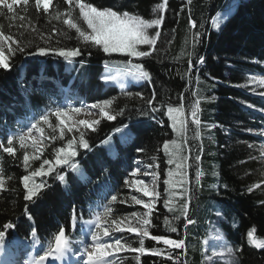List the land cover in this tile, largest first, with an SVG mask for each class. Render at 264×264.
Masks as SVG:
<instances>
[{"label":"trees","instance_id":"16d2710c","mask_svg":"<svg viewBox=\"0 0 264 264\" xmlns=\"http://www.w3.org/2000/svg\"><path fill=\"white\" fill-rule=\"evenodd\" d=\"M90 2L152 19L159 15L153 9L163 0ZM67 8L63 0H53L51 14H45L42 8L37 12L31 0L26 7L23 3L14 7V16L0 8L3 32L32 41L25 52L11 56L9 70L0 69V140L13 132L17 121L26 116H50L60 106L65 87H69L71 96L77 97L75 101L111 99L110 111L113 114L123 111L114 121L101 118L95 131L86 128L75 132L77 142L83 132L90 145L87 150L78 148L74 158L84 178L67 166H55L48 175L37 177V184L45 187L32 201L24 198L26 190L21 177L26 172L20 153L8 154L0 147V175L4 179L0 189V230L6 222L16 225L15 229L8 230L7 240L48 244L60 227L65 228L70 240H75L83 222L103 207L113 204L112 212L116 215L133 212L136 208L131 205L109 201L113 195H127L124 179L138 160L154 167L159 177L160 196L155 203L150 233L184 239L186 247L172 249L144 238L145 247L162 249V255L130 251L122 257L126 264H206L205 241L213 226L233 249L231 264H264V248L250 245L247 238V232L255 229L256 238L264 240V165L257 151L259 140L249 131L252 116L238 102H248L250 97L241 87L246 74L262 71L259 63L264 62V0H191L190 3L189 0H168L157 50L149 57L133 58V63L145 66L152 79L125 87L105 85L101 72L108 63L129 58L86 46L62 18H54L57 10L62 13ZM225 13L227 17L215 27L213 18L218 14L223 18ZM190 20L195 21V28L191 27ZM53 29L60 34H54ZM196 32L200 33L198 40H194ZM49 46L79 48L81 55L71 63L52 53L28 55L37 47ZM200 57L204 58L203 63L199 62ZM189 61L193 64L191 69ZM138 92L144 99L136 95ZM154 93V106L160 109L157 112H152L147 104ZM181 96L189 121L187 144L191 152L188 147L182 152L188 157L184 167L186 183L173 196L171 188L164 184L172 165L167 163L169 157L163 151V144L173 138L178 143L184 140L173 137L165 113L169 105H180ZM252 99L264 109L259 104L262 98ZM196 100H200L198 116L202 138L199 140L192 138L195 126L191 125L190 116L191 105ZM123 124L129 125L131 138L121 145L114 137L116 153L110 155L101 141ZM60 146V143H51L43 156L51 160ZM196 155L201 157L199 162L194 159ZM60 174L66 176V183L57 179ZM255 184L260 187L249 192ZM165 200L169 201L168 207ZM184 203H189V217L195 221L187 228L179 211ZM74 210L75 224L72 222ZM165 216L177 226V232H171L164 225ZM174 216L180 219L175 220ZM32 228L37 230L35 239L31 236ZM139 239L136 234L125 238L132 247H139ZM169 255L173 259H167Z\"/></svg>","mask_w":264,"mask_h":264},{"label":"snow or ice","instance_id":"6c2138e0","mask_svg":"<svg viewBox=\"0 0 264 264\" xmlns=\"http://www.w3.org/2000/svg\"><path fill=\"white\" fill-rule=\"evenodd\" d=\"M20 2V0H12L9 3V0H0V8L6 9L9 14H14L15 5ZM191 0H189V3ZM23 5L26 7L29 5L30 0H22ZM65 3L69 5V9L64 13L60 11L55 12V19H61L62 16L69 17L68 19H63V23L68 27V29H74L77 33L78 38L84 42L86 46L98 47L105 54L120 53L127 56L129 59L126 62H123V74L131 76L136 81H151V73L146 70L145 66L141 63H133V58L139 60L141 58H146L151 56L156 50V45L160 36L162 35L161 26L165 20V11L167 8L168 0H163L162 3H159L153 9V12H159V15L156 18L146 19L139 14L131 13L129 11H119L113 10L111 7H101L96 6L90 0H65ZM53 4V0H35V8L37 12L40 11L41 7L45 14H51L49 12L50 6ZM75 9L79 10L78 17L73 15ZM227 17V13L224 14L223 18L218 14L217 17L213 18V24L215 27H219L223 22V19ZM23 19V17H21ZM83 21V24L86 25V28L81 27L79 21ZM191 27L195 28V21L190 20ZM155 29V33L152 34L151 30ZM53 33L59 35L58 30L53 29ZM200 36L199 32L194 34V40H198ZM32 46V41H24L20 38L14 37L11 34H5L0 28V69L9 70L11 68L10 58L15 55L17 52H25V49ZM141 46H147V50H144ZM7 53V55H6ZM49 53H52L58 57H62L64 60L69 63L72 62L73 58L81 55V50L79 48L65 49L63 47H37L35 52H29L28 55H39L47 56ZM91 53H89L90 55ZM200 63L204 62V58L200 57ZM189 69L193 67L191 61H189ZM105 81H115L116 76L106 75L104 77ZM256 83L261 86H264V78L256 79L253 78ZM261 96H264V92L259 93ZM141 99H144L142 93H136ZM155 93L153 94L152 99L147 100V104L151 108L152 112H157L160 109L154 106ZM181 103L178 107L169 105L167 107L166 115L168 116L169 121L171 122L170 126L174 133L177 136L182 137L184 143H178L176 139L165 141L163 144V151L168 155L169 159L167 163L172 165L175 163L176 172L173 173L171 170L168 172L169 179H164V184L175 188L177 183L183 184V177L185 176L184 167L188 161V157L182 155V152L185 147L189 148L191 152L190 145L187 144L188 132L190 131L189 121L186 116V111L184 107V97H180ZM113 100L106 99L93 103L86 106V108L91 112V110H98L99 117L106 119L108 121L116 120L117 116L121 112H116L113 114L110 109L112 107ZM200 100H196L190 108L191 116V125H194L193 129V140H199L202 138L201 131V121L198 116ZM249 108L253 105H247ZM82 108H72L73 113L79 114L82 112ZM52 115L55 116L56 120L59 122L60 128V138H64V129L66 128L68 132L73 133L74 131H79L77 125L89 128L93 131L96 130V126L100 123V119L93 120H78L72 121L71 117L68 116V110L66 109H56ZM67 118V119H66ZM40 121H43L45 124H50L49 116L42 115L39 118ZM35 130L38 133H41L43 136V129L38 127L37 123H32L30 127L27 128V133L31 134ZM264 135V133H262ZM118 138L121 145L127 143L131 138L130 127L127 124L115 127L113 131L101 141V146L105 147L109 154L116 153L115 141L113 138ZM49 139L54 140V137H49ZM33 146L35 147L39 141L32 137ZM20 147H25V136L21 134L19 136ZM13 144L12 137L8 138L7 147H3V144L0 143V147H3V151L8 154H15L14 148L11 146ZM78 145V147H77ZM79 149H89V142L84 138V133L80 132V137L77 142L75 135L72 139L67 140V143L64 147L55 149V160L54 162L49 159H43V162L40 164V167L35 170L29 171L30 160L38 161L42 158V152L37 155L30 157L27 152H25L23 157V163L25 170L28 172L27 175L21 177V182L26 190L25 200L32 201L34 197L38 196V193L45 187L44 184H36L34 182L35 177L46 176L54 170L55 166H67L71 171L80 173L81 178L83 174L79 168V165L75 162V157L78 155ZM199 151V149H197ZM264 155V152H262ZM194 159L199 162L201 157L196 155ZM45 165H48V168L45 170ZM140 169L134 170L132 173L133 176L139 172ZM144 175H149V173H144ZM153 175V184L149 187L145 181L140 179H135L131 182L129 186L134 185L138 192H141L144 197H148V200L142 198H137L132 196L131 200L136 205H141L146 211L142 214L133 212L130 217H124L121 219H112L109 223L108 216L112 212L111 208H106L102 214H97L95 220H88L84 223L86 225H92L93 227L90 230V240L91 244L87 245L82 251L74 250L71 244L69 236L66 234L64 227H60L59 231L54 234V238L49 240L46 249L43 250L42 254H39L33 257L30 261V264H52L55 261H62L66 259L69 255L79 259H83V264H111V258L121 252L131 251L139 253L141 255L150 254L153 256L162 255L163 250L159 248H147L145 247V239L149 238L152 241L162 243L172 249H182L186 247V242L184 239H171L163 235H152L149 231L152 228V215L155 209V199L160 196V192L156 188L155 181L159 179L156 174ZM180 176V181H173V176ZM200 178V173H197V180ZM57 179L66 183V176L60 174L57 176ZM31 182V186H30ZM126 184H129V181H125ZM4 186V179L0 175V188ZM260 184H255L252 188H249L248 191L251 192L253 188H259ZM117 201V196H111L109 203ZM125 201H121L124 203ZM165 206L168 207L169 201H164ZM170 212L173 211L172 208L168 209ZM27 212V208L25 209ZM183 217V220L186 221L185 228L188 225L195 223L189 217V203H184L179 210ZM31 214L29 213V219H31ZM175 220H179L180 216H174ZM76 216L75 210L72 216V222L75 224ZM164 225L173 233L178 231L177 226L165 216ZM16 225L12 222H6L3 224V230H0V255L6 253L9 241L7 240L8 230L15 229ZM128 232L134 233L139 237V247H132L129 243L122 241L120 238L113 239L114 232ZM255 229L249 230L247 232V238L250 245L256 248H264V240H258L254 235ZM31 236L33 239L37 236V230L32 228ZM108 238V239H103ZM39 243V241H36ZM227 252L232 253L233 249L229 247ZM137 260L140 259L138 255ZM167 259H173L171 255L167 256ZM0 264H12L9 259H0Z\"/></svg>","mask_w":264,"mask_h":264},{"label":"rangeland","instance_id":"374dc122","mask_svg":"<svg viewBox=\"0 0 264 264\" xmlns=\"http://www.w3.org/2000/svg\"><path fill=\"white\" fill-rule=\"evenodd\" d=\"M33 1V3L35 4V0H31ZM65 2V0H63ZM12 0H9V3H11ZM22 3V0H20V2H18L15 7L17 5H20ZM66 6H68L67 10L69 9V5L67 3H65ZM52 6V5H51ZM50 6V7H51ZM42 8V7H41ZM43 9V8H42ZM65 12V11H64ZM62 12V13H64ZM73 15L78 17L79 15V10L75 9L73 12ZM69 17L62 16V20L63 19H68ZM156 18V17H155ZM81 27L86 28V25L83 24V21H79ZM152 34L155 33V29L151 30ZM142 48L147 47V46H141ZM115 54H120V53H115ZM123 62L126 61H115L112 63H108L107 66L103 69L102 71V76H103V81H105L104 77L106 75H112V76H116L117 79L115 81H108L106 83L109 84H113L116 86H125L129 83H140L143 81H136L134 80L131 76L128 75H124L123 74ZM260 67L262 68L261 72H256V73H248L245 76V81L242 84V89L250 94V97L248 98V102H245L243 100H238L240 106L249 111L250 115L248 116H252V118L250 117L248 123H250L249 125V131L250 133L255 136L256 138H258L259 143L257 146V151L259 152V156L260 159H262L261 163H263L264 165V155H262V152H264V135H262V133H264V109L261 108L260 105L256 104V102L252 99L254 97L257 98H262L261 101H259V104L264 105V96H261L259 93L264 92V86L259 85L258 83L255 82V80L253 78L256 79H260V78H264V62L259 63ZM65 99L62 100V106L58 109H66L68 110V116L71 117L72 121H78V120H93V119H101L99 117V112L98 110H91V112L86 108V106L91 105L93 103H97L99 101L94 100L93 102H86L83 100H77L76 102L72 99H69V89L65 88ZM253 105V107L249 108L247 105ZM72 108H82V112L79 114L73 113L71 111ZM53 113V112H52ZM40 117H31V116H27L24 117L22 120H18L17 124L15 125L16 129H14L13 132H10L6 135L5 138H3L0 143L3 144V147H7L8 145V138L12 137L13 139V144L11 145L14 150L15 153L18 152L20 153L21 156V161H22V165L23 168L25 170L24 167V163H23V157L25 152L28 153V155L30 157H32L33 155H37L40 154L42 152V158L41 160L38 161H33L30 160V167H29V171L35 170L36 168L40 167V164L43 162V159H46L44 155V150L49 147V145L53 142L56 143H60V147H64L67 143V140L72 139L73 135L76 136L75 132L78 131H74L73 133H70L67 131V129H64V138L61 139L60 138V128L62 127L61 125H59V122L56 120L54 115H50L49 116V122L50 124H45L43 121L39 120ZM255 118L256 121H258L257 123H255ZM67 119V118H66ZM38 122V127L43 129V136H41V133L36 132L35 130H33V132L31 134L27 133V128L31 126L32 123H37ZM253 122V123H252ZM169 123L171 124V122L169 121ZM77 127L79 128V131H81L82 129H86L83 126L77 125ZM89 129V128H87ZM172 129V128H171ZM173 132V130H172ZM23 134L25 136V147L21 148L20 147V141H19V136ZM32 137H35V139L37 141H39V143L34 147L33 146V140ZM49 137H54L55 139H49ZM173 137H179L177 136L176 133L173 132ZM175 139V138H173ZM119 140V139H118ZM178 141V140H177ZM2 147V149H3ZM59 147V148H60ZM55 155V154H54ZM53 162L55 160V156L51 159ZM45 170L48 168V165H45ZM136 169H140L139 172L136 173L135 176L132 175V173L134 172V170ZM134 170L132 172H130L128 174V176L126 177L125 181H129V184H126L124 181V185L125 188L127 189V195H124L122 197H117V201L111 202V203H121V201H125L123 204L125 205H131L133 206L134 209L133 212H137L142 214L144 211H146L141 205H136L132 202L131 197L134 195L137 198H142L144 200H148V197H144L143 194L141 192H138L136 190V187L134 185L129 186L131 184V182L135 179H140L145 181V183L151 187L153 184V173L156 174L158 176V171L148 165V164H143V163H137ZM173 173L176 172V165L175 163L172 164V168L170 169ZM26 174H28V172L25 170ZM144 173H149V175H144ZM37 177L34 178V182L37 184ZM165 179H169L168 177V173L167 176L165 177ZM173 181H180L181 177L180 176H173L172 177ZM156 183V188L158 190V186H159V181L158 179L155 181ZM186 183V176L183 177V184L185 185ZM182 184V185H183ZM181 184L177 183V186L175 188H171L170 186H168L169 188H171L172 190V195L176 196L178 189L180 190L183 186ZM30 186H31V182H30ZM1 189V188H0ZM158 198V197H157ZM157 198L155 199V203L157 202ZM106 208H111L112 211L114 209V206L112 204L109 206H106L103 210H101L98 214H102L104 212V210ZM131 212V213H133ZM131 213L128 214H123V215H116L115 213L111 212L108 216V221L109 223L111 222L112 219H121L124 217H130ZM97 215V214H96ZM96 215H94L90 220H95ZM93 226L92 225H86L85 223L83 224V230L81 233V236L79 237L78 240L71 242L72 247L74 250H83L87 245L91 244V240H90V230ZM127 235H135L134 233H128V232H114L113 233V239L115 238H120L122 241H125V238ZM103 239H108V238H103ZM206 243V264H231L230 263V257H231V253L227 252V249L229 248L227 246V244H225V241L223 239L222 234L220 233V231L213 226L212 230L210 232V235L208 237V239L205 241ZM15 244L14 243H9L6 253L4 255H0V259H9L12 264H30V261L33 257L42 254L43 250L46 249L47 245H35L34 248L30 249L29 244L25 245L23 247L20 248H14ZM130 251H125V252H121V253H117L115 254L112 258H111V264H126L124 262V260L122 259V257L127 254ZM72 257V258H70ZM46 264H49V262H46ZM52 264H83V259H79L77 260V258L73 257L72 255H69L66 259L62 260V261H55L52 262Z\"/></svg>","mask_w":264,"mask_h":264},{"label":"bare ground","instance_id":"6f19581e","mask_svg":"<svg viewBox=\"0 0 264 264\" xmlns=\"http://www.w3.org/2000/svg\"><path fill=\"white\" fill-rule=\"evenodd\" d=\"M82 251V250H81ZM70 258H72V257H70Z\"/></svg>","mask_w":264,"mask_h":264}]
</instances>
